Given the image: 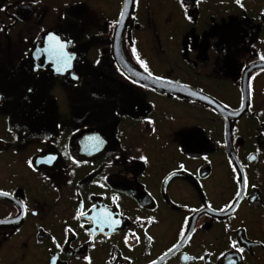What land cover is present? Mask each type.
I'll list each match as a JSON object with an SVG mask.
<instances>
[{"label":"flooded vegetation","instance_id":"af4514ba","mask_svg":"<svg viewBox=\"0 0 264 264\" xmlns=\"http://www.w3.org/2000/svg\"><path fill=\"white\" fill-rule=\"evenodd\" d=\"M262 56L264 0H0V264H264Z\"/></svg>","mask_w":264,"mask_h":264},{"label":"snow or ice","instance_id":"6c2138e0","mask_svg":"<svg viewBox=\"0 0 264 264\" xmlns=\"http://www.w3.org/2000/svg\"><path fill=\"white\" fill-rule=\"evenodd\" d=\"M181 2H183V0H181ZM239 2H240V0H237V3H239ZM125 14H126L125 12H122V13H121V16L123 17ZM49 39H50V40H54V39H56V38H54V37H49ZM63 47H64V45H59V48H60V49H63ZM133 52L135 53V48H133ZM59 55L61 56L62 63H63L65 66L70 67V59H71V58L64 57V55H63L62 52H61ZM137 59L139 60V56H137ZM261 59L264 60V56H262ZM140 63H141V65H142V67L144 68V71H145V72H148L147 65H146L143 61H140ZM63 70H65L64 67L57 68V71H63ZM149 76H151V73H149ZM155 79H156L157 81H159L161 78L156 77ZM142 159H143V157H142ZM253 159H254V157H253ZM49 162H50V161H49ZM29 163L31 164V161H29ZM234 170H235V169H234ZM237 180H238V183H239V177H237ZM247 183H248V181H247V178L245 177L244 180H243V186H244L245 189L247 188ZM0 195L7 196L8 193L0 192ZM236 195H237V197H240V196H241V192L238 191ZM253 199H255V197H253ZM226 207H227V208H232V205H228V206H226ZM221 211H224V209H221ZM84 215H86V213H84L83 210H81V211H79V213H78V217H77V218H79V216H84ZM2 222H3V221H0V223H2ZM112 223H114L115 225H118V224H119V221L116 220V221H113ZM186 225H187V221H186ZM111 226H112V224H109V227H111ZM101 230H103V229L101 228ZM112 230H114V228H113ZM180 235H181V238H182V239H185V238H186V237H185V234H184V231H182ZM187 238H190V236L187 237ZM149 239H150V238H149ZM232 246L235 248V247H236V243L233 242V245H232ZM169 251H172V250L170 249ZM238 251L243 252V248L238 249ZM202 258H203V257H201V259H202ZM185 259H188V258L185 257ZM52 264H56V260H55V258H53V260H52Z\"/></svg>","mask_w":264,"mask_h":264}]
</instances>
